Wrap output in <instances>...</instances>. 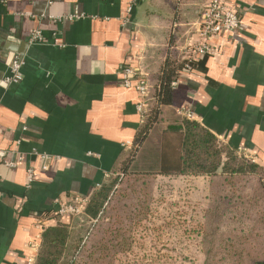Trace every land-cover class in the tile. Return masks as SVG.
Wrapping results in <instances>:
<instances>
[{
  "label": "crops",
  "instance_id": "1",
  "mask_svg": "<svg viewBox=\"0 0 264 264\" xmlns=\"http://www.w3.org/2000/svg\"><path fill=\"white\" fill-rule=\"evenodd\" d=\"M176 1L0 0V149L16 161L0 159V264H34L43 229L70 223L56 215L59 204L90 199L134 147L140 96L121 84L125 65L159 73L175 58L177 73L132 167L173 154L166 132L188 110L264 168V0H222L240 25L209 38V55L192 51L206 0ZM14 58L21 79L6 83ZM160 176L207 187L205 176Z\"/></svg>",
  "mask_w": 264,
  "mask_h": 264
},
{
  "label": "rangeland",
  "instance_id": "2",
  "mask_svg": "<svg viewBox=\"0 0 264 264\" xmlns=\"http://www.w3.org/2000/svg\"><path fill=\"white\" fill-rule=\"evenodd\" d=\"M134 178L126 174L113 182V195L101 202L97 218L84 211L71 216L66 259L82 263L100 253L112 264H253L264 259L263 171L232 177V186L216 201L206 235L201 232L208 182L206 189L198 183L181 188L160 175ZM120 235L127 238L126 249L116 246ZM228 235L230 252L224 251Z\"/></svg>",
  "mask_w": 264,
  "mask_h": 264
},
{
  "label": "trees",
  "instance_id": "3",
  "mask_svg": "<svg viewBox=\"0 0 264 264\" xmlns=\"http://www.w3.org/2000/svg\"><path fill=\"white\" fill-rule=\"evenodd\" d=\"M176 2L180 3L181 0ZM161 66H159V73L152 72L148 66L142 67L149 82V100L147 113L137 132L134 147L124 153L115 175L111 176L109 181L88 199L84 213L89 217L97 218L101 202L113 195L116 187L113 182L120 180L126 174H131L136 177L135 180L140 179L142 181L152 180L161 174L200 175L207 177L208 182V202L203 210L206 225L204 223V230L201 232V234L206 235L208 222L215 217L213 213L217 209L216 201L222 200L226 195L224 191L229 188V185L232 186V177L240 176L249 171L261 170L264 172V168L243 156L241 157V155L236 156L234 150L220 144L212 133L199 123L188 119H183L179 125L172 126L166 132L170 138L165 143L169 149L172 148L171 150H173V154L168 155L166 161H163L162 158L160 162L158 158L157 163L150 168L132 167L131 163L140 144L144 141L152 125L159 119L161 106L171 101V82L177 76L175 58L166 59ZM69 235L70 230L67 224L59 222L54 226L45 227L40 236L34 264H112L110 261H105L101 253L95 258H91L90 261L88 259L82 263L73 260L74 258L66 259L64 254ZM120 236L122 238L120 242L116 243V246L120 249H126L128 246L127 238L123 235ZM228 237L229 242H227L224 251L230 252L232 249L231 235ZM234 258L237 259L235 256ZM253 264H264V259L256 260Z\"/></svg>",
  "mask_w": 264,
  "mask_h": 264
},
{
  "label": "built area",
  "instance_id": "4",
  "mask_svg": "<svg viewBox=\"0 0 264 264\" xmlns=\"http://www.w3.org/2000/svg\"><path fill=\"white\" fill-rule=\"evenodd\" d=\"M240 25V16L238 13L229 8L222 0H206V7L203 11L201 19L198 24L197 33L200 41L193 45L192 51L197 55H209L213 53V49L208 43L209 38L221 33H231L235 31ZM40 39L39 31L33 32L30 41ZM188 66V64H186ZM10 69L12 75L5 78L6 83L18 82L21 79L20 75V61L14 58L11 61ZM121 84L127 88H134L140 96V101L136 105L137 111L140 115V122L146 116L147 103L149 100V82L145 72L142 68L125 65L121 69ZM175 84V80L171 82V86ZM187 119L192 117L190 111H184ZM0 159L3 164L8 167H14L16 161L5 159V151L0 149ZM32 170H28V179L32 180ZM88 202V198L79 196L73 197L70 201L60 203L56 211L59 217L73 216L84 211Z\"/></svg>",
  "mask_w": 264,
  "mask_h": 264
},
{
  "label": "water",
  "instance_id": "5",
  "mask_svg": "<svg viewBox=\"0 0 264 264\" xmlns=\"http://www.w3.org/2000/svg\"><path fill=\"white\" fill-rule=\"evenodd\" d=\"M9 49H10V50H14V51H20L19 48H15V49H14L13 47H10Z\"/></svg>",
  "mask_w": 264,
  "mask_h": 264
}]
</instances>
